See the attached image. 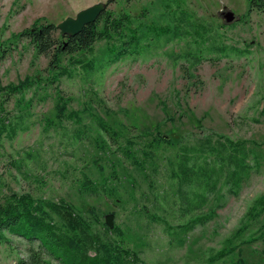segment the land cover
<instances>
[{
    "label": "rangeland",
    "instance_id": "1",
    "mask_svg": "<svg viewBox=\"0 0 264 264\" xmlns=\"http://www.w3.org/2000/svg\"><path fill=\"white\" fill-rule=\"evenodd\" d=\"M99 2L131 16L139 52L112 62L115 41L98 40L93 71L76 68L53 83L51 57L15 35ZM224 11L236 20L226 22ZM70 56L80 53L65 54L63 64ZM27 77L36 82L4 104L17 132L0 144V201L30 193L64 204L142 264H264V212L249 213L264 199V10H250L249 0H0V88ZM104 126L120 135L117 143ZM208 137L246 142L251 171L240 186L225 183L224 172L196 207L199 189L182 183L179 151ZM209 159L218 176L223 161ZM206 215L191 232L181 228ZM6 235L0 264H17L38 247ZM221 251L228 252L211 262Z\"/></svg>",
    "mask_w": 264,
    "mask_h": 264
},
{
    "label": "trees",
    "instance_id": "2",
    "mask_svg": "<svg viewBox=\"0 0 264 264\" xmlns=\"http://www.w3.org/2000/svg\"><path fill=\"white\" fill-rule=\"evenodd\" d=\"M250 10H264V0H249ZM161 32H167L162 29ZM57 33H60L58 36ZM28 39L39 54L51 57L50 73L53 83L61 77H72L75 69L84 72L95 69L94 44L98 40L115 41L111 46L112 62H117L127 55L139 52L140 36L138 29L133 26L129 14L114 16L107 10L96 22L86 25L76 36H64L54 23L40 24L37 20L32 27L22 30L15 35V39ZM5 54L6 50L2 51ZM80 53V56L68 58L63 64L65 54ZM36 81L30 77L20 81L17 85L0 88L2 101L0 102V144L4 134L10 138L16 135V127L4 104L14 94L31 87ZM104 130L117 143L120 135L108 126ZM126 157H132L129 147L123 148ZM253 150L246 142H233L218 138H197L194 143L185 144L179 151V173L183 184H195L199 189L194 191L193 203L196 207H203L209 201L208 192L217 191L220 175L227 173L226 182L233 186H240L251 171L248 161ZM210 154L219 158L220 174L217 176L215 166H210ZM202 162V163H200ZM230 165V170L228 166ZM215 176V177H214ZM260 206V208H258ZM49 212L56 213L62 224L51 219ZM264 212V199L252 207L249 213L256 217ZM213 214V213H212ZM212 215L198 216L181 228L186 233L191 232L196 225L204 224ZM6 232L37 243L38 247H31L27 258H20L17 264H142L139 255L120 243L110 244L102 237L92 233L86 223L75 215L64 204L51 203L35 199L30 193H12L0 201V243L8 242ZM228 251H221L211 258L216 261ZM48 255L49 257H46ZM235 264H249L239 260Z\"/></svg>",
    "mask_w": 264,
    "mask_h": 264
},
{
    "label": "water",
    "instance_id": "3",
    "mask_svg": "<svg viewBox=\"0 0 264 264\" xmlns=\"http://www.w3.org/2000/svg\"><path fill=\"white\" fill-rule=\"evenodd\" d=\"M106 10L107 3H95L94 5L79 11L76 17H67L65 20L59 23L57 27L60 30L61 34L64 36H76L83 30L86 25L96 22L97 19ZM222 15L228 23L233 22L237 18L233 11H224L222 12ZM106 222L110 227H113L112 215H108L106 217Z\"/></svg>",
    "mask_w": 264,
    "mask_h": 264
}]
</instances>
